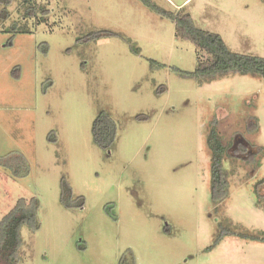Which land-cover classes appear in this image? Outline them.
<instances>
[{
	"label": "rangeland",
	"instance_id": "374dc122",
	"mask_svg": "<svg viewBox=\"0 0 264 264\" xmlns=\"http://www.w3.org/2000/svg\"><path fill=\"white\" fill-rule=\"evenodd\" d=\"M23 1L0 3V161L18 174L29 166L15 177L0 165V220L19 198L38 201L18 264H264V241L246 237H264L254 192L264 80L180 75L203 54L139 0H31L34 16ZM152 1L183 7L233 52L264 57V0ZM100 111L116 125L107 151L92 140ZM214 116L228 176L219 203L206 142ZM62 179L73 206L60 201Z\"/></svg>",
	"mask_w": 264,
	"mask_h": 264
},
{
	"label": "trees",
	"instance_id": "16d2710c",
	"mask_svg": "<svg viewBox=\"0 0 264 264\" xmlns=\"http://www.w3.org/2000/svg\"><path fill=\"white\" fill-rule=\"evenodd\" d=\"M150 11L158 14L160 17L171 21L174 24L175 34L178 38L191 42L203 54L198 59L194 71L177 70L176 72L184 77L195 78L199 83L210 81L218 77L230 74L250 75L260 77L264 80V57L242 54L231 51L225 44L222 37L215 32L198 28L189 12L183 7L175 11L166 10L152 0H139ZM27 8L25 16H34L36 13L35 6L31 0L23 1ZM0 3L7 5L9 0H0ZM4 8H1L4 16ZM5 17V16H4ZM18 32H29L25 24H22ZM109 32H92L84 38L78 39V42L85 40H96L102 35H109ZM133 49V48H132ZM138 53L137 49H134ZM151 67L162 68L164 64L155 60H149ZM217 117L214 116L209 120L208 134L206 138L207 146L210 151V193L211 200L214 203L222 202L228 195V179L227 172L223 168V160L226 154V146L222 141V137L217 129ZM93 142L101 149L109 150L116 138V125L111 115L106 111H100L93 120L91 127ZM7 171H11L15 177L25 175L29 171L27 163H23V172H16V165L0 161ZM60 201L66 207L73 206L66 201V181L61 182ZM254 192L258 201L264 200V176L254 183ZM68 197V194H67ZM38 201L32 198L29 203L24 198H19L14 207L6 213L0 220V264H18V248L21 243V229L23 226L29 227L30 230L38 228L36 211ZM233 233L231 231L221 230L218 237L223 233ZM239 235V234H238ZM243 236V234H240ZM252 239H260L264 241V237L254 235H246Z\"/></svg>",
	"mask_w": 264,
	"mask_h": 264
},
{
	"label": "flooded vegetation",
	"instance_id": "af4514ba",
	"mask_svg": "<svg viewBox=\"0 0 264 264\" xmlns=\"http://www.w3.org/2000/svg\"><path fill=\"white\" fill-rule=\"evenodd\" d=\"M240 149H241V151H242V149H244L246 151V148L244 146H241Z\"/></svg>",
	"mask_w": 264,
	"mask_h": 264
}]
</instances>
